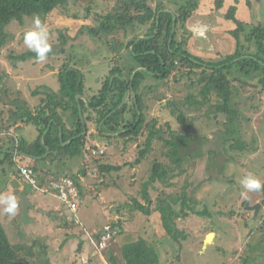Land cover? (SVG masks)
Segmentation results:
<instances>
[{
    "label": "rangeland",
    "instance_id": "rangeland-1",
    "mask_svg": "<svg viewBox=\"0 0 264 264\" xmlns=\"http://www.w3.org/2000/svg\"><path fill=\"white\" fill-rule=\"evenodd\" d=\"M69 1L64 8L55 10L47 17L40 18L49 32V43L52 45L50 52L60 51L59 37L63 33L64 38L60 40V42H65L62 46L64 51L62 54L47 55V59L43 62H37L36 58L30 59L19 64L17 68H13L9 59L10 56L29 51L23 43V35L33 27L34 18L25 19L22 26L17 22H12L5 29L7 38L5 45L0 48V131L3 134H10L9 129L11 126H9L7 120L9 119L10 123L12 119L16 120L14 117L12 118V113L16 112V105H21L24 99L30 101V97H39L33 95L38 88L58 90L59 83L55 79H57L64 66L78 70L83 75L84 81L92 87L95 85L96 88L92 90L97 91L98 83H100L99 88L101 89L111 66L124 65L128 58V50L120 48L118 43L124 39L122 33L115 34V37H108L109 34L103 32L95 34L88 32L87 28H96L98 25L93 21L94 15H104L106 8L104 1ZM250 1L253 3V8L250 10L245 9L244 12L240 11V14L237 10L238 19L247 24L253 22L252 25L263 22L264 0ZM256 1L258 4H256ZM209 3V6L214 8V0ZM226 5L229 6L230 3L227 1ZM204 6H200L201 12L199 11V13L207 16L206 14H210V11L207 9V4ZM86 9H88L87 12ZM75 15H80V17L75 19ZM220 15L223 14L217 12L213 15V21L211 19L206 21L210 25L200 24L195 28H192V26L198 21L196 17L188 20L186 28L189 35L193 34V29L196 30L194 37H192V45H189L191 53H193L195 46H203L208 49L209 55H218L217 58H213V61H221L232 55L231 51L235 50L234 40L229 29L227 32L223 29L226 22L232 24V29L235 26L232 22L225 21ZM82 16L87 19L82 18ZM255 16H257L258 21H254ZM219 29L224 32L220 31L218 35ZM179 34H181V31H179ZM124 41L126 44L128 42L127 38ZM112 45L114 47L111 48ZM199 55L207 54L199 52ZM127 63L129 64L128 61ZM181 72L163 82H157L149 78L141 88H144L143 99L147 107V111L144 113L146 115L145 124L157 123L156 128L163 129L166 128L167 124L174 134L189 136L190 144L188 148L180 150L181 157L187 154L189 158L183 164L181 163L182 175L172 179L169 178L168 183L156 181L147 185L155 162L169 164L167 157L162 156V154H166V148L163 147L164 143L154 141L146 158L140 164L132 167L131 164L136 160L138 151L142 150L141 146L146 138V130L143 128L136 139L119 137L122 132L112 135L114 138L99 144V146L103 145L102 148L105 150L103 158H100L101 156L95 157V163L91 160L90 166L93 171L97 170L94 174H90V178L85 183L86 185L83 186V189L91 194L84 195V197L80 195L82 205L79 209L81 208L82 213L71 214L73 221L76 225L81 222L84 223L85 227H89L82 220L81 214L87 215L86 210L93 208L96 213H90L94 216L92 226L97 229H101L106 223H111L117 214L126 218L128 220L126 222L132 224L136 234L134 233L130 238L124 236L121 238L119 246L122 249H124L126 243H134L142 239L147 247H154L152 250L155 254L165 255L164 252L171 249L173 244L180 243L182 244L180 251L183 249L181 256L185 253V258L189 264H264V206L260 205L263 196L256 191L243 189L240 183L250 173L262 185L264 184V100L262 93L260 95L262 89L260 80L263 78V74L247 75L238 69L232 71L231 76H233L236 89L230 107L238 112L235 128L239 132L241 140L248 146V150L244 152L234 151L230 148L232 144L230 141L225 145L226 151L222 152L218 149L220 146L216 145V149L214 145L220 143L223 139V133L229 127L226 126L227 119L222 114L217 115L218 118L215 119L212 110H209L206 105L196 107L185 103L188 96L198 97L199 95L198 85L193 86V83L196 82L197 74L200 71L191 76L185 75L188 70ZM238 80L241 82L240 84L237 83ZM151 87L154 89L151 90ZM40 98L43 97L40 96ZM171 104H175L177 108ZM57 111L59 114H56V116L61 120L62 117H67V113H69L59 109ZM179 114L184 116L185 122L183 125L176 121ZM125 119L129 120L130 118L127 116ZM95 126L93 125V129L88 127L87 131L92 129L94 136L99 137L96 139L102 140L103 136L100 132L96 134ZM32 134L26 135V137ZM203 140L208 143L203 145ZM207 148L216 149V154L203 161L201 159L193 161L189 157L193 154L199 155V149L206 152ZM1 153L0 171L3 168L7 173L10 164L4 161V156ZM205 156L206 154L203 157ZM70 159L78 161L77 157ZM67 162L68 159L61 161L64 164ZM104 165L120 169L101 173L99 171L100 167ZM170 167L173 168L174 166L170 165ZM3 185H6V177L0 174V187ZM95 191H97V194H101L102 199H96L93 196ZM185 196L196 202L191 207L192 209L199 212L205 211V215L198 216L195 215V211L184 209L188 216L176 220V228L179 231L176 232L175 240L168 239L167 235L164 236V234L161 236V230L159 231L160 234L155 232L154 229L156 228L153 229V226L156 225L159 228V222H161V205L175 199L176 203H173L172 211L180 213L182 211V198ZM148 200L150 205L147 204ZM255 201L260 206L256 216L253 210H247L248 206L253 207L256 205L254 204ZM137 202L150 209V217L141 218L143 213L136 209L135 203ZM2 215H4L3 211ZM146 220L148 221L146 222ZM5 229L9 232L8 228ZM114 229L118 231L117 226ZM209 230L216 232L215 238L214 235H208ZM10 236L11 234H9ZM41 245L37 244L36 248L40 250ZM150 247L149 249H151ZM109 249L108 246L100 254L108 262V256L114 255L115 258L110 264L126 263L122 250H116L117 248H115L114 254L108 251ZM70 252V255L69 253L61 254L62 261L60 259L59 264H102L98 255L93 254V249H90L89 263L80 258L79 253L76 254L75 250H70ZM168 256H170V253ZM46 257L48 258V264H51L50 256L40 253L34 254V258L37 260ZM166 258L161 257V260L163 259L165 264H172V262L166 261ZM158 261L159 264H162V261Z\"/></svg>",
    "mask_w": 264,
    "mask_h": 264
},
{
    "label": "trees",
    "instance_id": "trees-1",
    "mask_svg": "<svg viewBox=\"0 0 264 264\" xmlns=\"http://www.w3.org/2000/svg\"><path fill=\"white\" fill-rule=\"evenodd\" d=\"M102 1L106 4L104 15H94L93 21L98 23V25L96 28H87L88 32L90 34L103 32L109 34L108 37H115V34L122 33L123 38H127L128 42L125 44L123 39L122 42L118 43L120 48L128 50V58L125 64L127 61L129 64L111 66L99 93L88 100L86 106L81 102L80 107L83 113L84 124L88 123L96 126L101 124L100 134L112 136L123 132L119 137H131V139L138 138L144 128L146 130V138L141 146L142 150L138 151V156L131 166L140 164L146 158L152 149L154 141L163 142L166 154H162V156L167 157L169 164L155 162L152 166L151 176L148 179L147 185L153 184L156 181L168 183L169 178L172 179L173 177L182 175L181 166L189 158L187 154L181 157L180 150L188 148L190 139L187 135L174 134L170 131V127L167 124L165 129L156 128L157 123L145 124L146 115L144 113L147 111V107L143 99L144 88H141V86L149 78L157 82H163L168 81L171 79V76H175L176 73L183 70L184 72L188 70L185 74L186 76L196 75L195 73L200 71L197 74L196 82L193 83V86L198 85L199 95L198 97L188 96L185 103L196 107L208 106L209 110H212L215 119L220 114L225 116L227 119L226 126L229 127L224 131L223 139L220 143H215L216 149L217 146H220V148L218 147L219 150L222 152L226 151L225 145L231 141L230 148L234 151H247L248 146L241 140L240 134L235 128L238 112L230 107L233 93L236 89L233 76L231 75L235 69L247 75L263 74V78L260 80V85L262 86L260 95L264 90V21L258 22L255 25H252L253 22L247 24L238 19V14L236 15L237 10L240 14V11L244 12L245 9H252L253 3L250 0H214V8H212V6H209V2L212 3L213 0ZM227 1L230 3L229 6L226 5ZM69 2V0H0V48L5 45L7 38L5 29L10 23L17 22L22 26L25 19L36 16L39 18L47 17L55 10L64 8ZM206 4L208 5L207 9L210 11L208 15H212L211 21H213V15L224 10L221 17L225 21L232 22L235 26L230 31V34L236 44V50L231 56H227L224 60L217 63L194 57L187 50V41L191 35H189L186 28L188 20L199 14L200 6H206ZM256 4H258L257 1ZM88 9H86V12ZM79 17L80 15H75L74 18L78 19ZM255 20L258 21L257 16H255ZM179 31H181V34H179ZM62 38H64L63 33L59 37V43L61 44L60 51L49 52L47 55L54 53L62 54L64 52L62 46L65 42H60ZM112 47L114 46L112 45ZM35 58V52L29 50L22 54L10 56L9 59L11 60L12 67L17 68L19 64ZM139 68L144 69V71L135 73L131 79L134 71ZM57 78L59 83L58 94L48 88H40L42 90L38 88L33 93L35 96L41 94L45 96L41 100V104H44V106H39V110L35 112V115L26 111L20 115L12 113V118L25 119L24 123H31L37 127L39 136H43L49 119L55 118L59 109L71 113V116L74 117L75 123L73 130L69 131V138L77 137L84 130L82 122L79 119L77 102L75 100V97L82 95L84 90L83 75L75 68L64 66ZM237 83L240 84L241 82L238 80ZM150 89L154 88L151 87ZM131 91L134 92L135 98L130 96ZM125 94H127V101H125L121 109L116 111ZM171 105L175 106V104ZM175 108L177 107L175 106ZM90 109L96 115L95 118L90 117L92 115ZM47 114L49 115L48 117H46ZM173 115L175 114L173 113ZM127 116L130 118V121L125 119ZM7 121L11 127L16 124V121L13 119L11 123L9 119ZM176 121L183 125L185 122L183 114H179L176 117ZM58 129V126H52L44 137V143L50 149L49 157L51 156L61 162L64 159L78 158V156L84 155L85 165L81 166L79 175L85 177L88 174H94L95 172L90 164L91 160L94 162L96 159L95 156H92L91 149L85 147L86 136H80L74 139L68 146L62 147V144L65 143L68 137L62 135L63 139L60 142ZM207 143L203 140V145ZM31 147L37 150L35 152L38 156L44 154V149L40 146V139H37ZM216 149L207 148L206 152L199 149V155L193 154L189 155V157L193 161L199 159L201 161L207 160L216 154ZM15 150L29 154L35 153L29 150L25 142H21ZM204 153L206 154L205 157H203ZM103 156L101 155L100 158H103ZM170 165L174 166L175 170ZM119 169L118 167L113 168L104 165L100 167L99 171L107 173L111 170L118 171ZM259 193L263 196L261 205L264 206V191H259ZM173 203H176L175 199L172 202L161 205L160 216L167 238L175 240L174 237L176 232H178L175 229L176 220L186 218L188 214L185 213L184 209L192 211L191 207L196 202L190 198L188 199L186 196L182 198V211L180 213L172 211ZM147 204L150 205L149 200ZM135 206L144 215H150V209H147V207L140 205L138 202L135 203ZM196 215L203 216L205 215V211L197 212ZM182 237L184 238V236ZM41 246L42 248L39 250L35 246L26 249L21 245H12L0 222V264H48L47 257L42 260L34 258V248H36L38 253L46 255L45 246ZM122 253L126 262L125 264L158 263V255L152 249H149L142 239L138 242L126 243V246L122 249Z\"/></svg>",
    "mask_w": 264,
    "mask_h": 264
},
{
    "label": "crops",
    "instance_id": "crops-1",
    "mask_svg": "<svg viewBox=\"0 0 264 264\" xmlns=\"http://www.w3.org/2000/svg\"><path fill=\"white\" fill-rule=\"evenodd\" d=\"M223 11L221 12L222 14H223ZM202 15H204V14L199 13L196 16L192 17V18L196 17V20H198L197 22H195L193 24L192 28L193 27L195 28V26H199L200 24L210 25V23H208L206 21H209L212 15L211 16H209L208 14H206L207 16H205V15L202 16ZM205 17H207V18L202 19ZM227 23L228 22L225 23L226 26L223 30L225 32H227L228 29H229V31H232L234 29V28L232 29V24H230V23L227 24ZM223 30L219 29L218 35L220 34V31H223ZM195 33H196V30L193 29V34L190 35V37L188 38V41H187V50H188L189 54L192 56L194 55L195 57H198V58L206 60V61H212V63L213 62L214 63L220 62V60L219 61H217V60L213 61V58L214 57L217 58L218 55L217 54H216V56H213L211 54L209 55L208 49L203 47V46H195L193 53H191V51L189 49V45H192V43H191L193 41L192 37H194L193 35H195ZM233 46L235 47V50H236V44L234 42H233ZM235 50L234 51L232 50L231 54H233L235 52ZM199 52H204L207 55H199ZM55 80H57V82H58V78ZM83 83H84V90H83L82 95H80V96L84 97L86 99V101L84 98H83L84 99V101H83L82 98L75 97V98H78V100H76V99L75 100L77 102V106L79 105V107L81 106L80 105L81 102L84 103L86 106L88 100L95 97V95H97L99 93V91L101 90L99 88L100 83H98V82H97L98 83L97 87L99 88V90L97 88V91L92 90V89L96 88L95 85H93L94 87H92L86 81H83ZM50 90L52 92L57 93V94L59 93L58 92L59 88L57 91H53L52 89H50ZM130 95H131V93H130ZM38 96L39 97H35V98L30 97L29 98L30 101L29 100L25 101V99H24L23 103H26L27 105L26 104L24 105L22 102H21V105L23 107L20 104L16 105L15 106L16 112H14V113H18L20 115L21 113H25L27 111L31 114L34 113L33 115H35L36 114L35 112H37V110H39V106H41V107L44 106V104H41V100L44 99L45 96L42 94L38 95ZM40 96H42L43 98H40ZM38 101H40V102H38ZM125 101H127V99ZM77 110H78V108H77ZM90 112L92 113V115H90V117L95 118L96 115H94V112L91 109H90ZM57 114H59L58 111H57ZM78 115H79L80 121L82 122V126L85 129L84 134L82 133L79 136H87L86 141H85V147H88L89 149H91V148L95 149V147H97L99 150L105 151L102 148L103 145L99 146V144H102L100 142L110 140V139L114 138V136L105 134V135H102L103 136L102 140L96 139L99 137L94 136V133H92V131H93L92 129L94 128L93 124H88V123L84 124L83 116H82L83 113H82L81 107H80V112L78 111ZM43 116L45 117V115H43ZM48 116L49 115L47 114L46 117H48ZM24 120L25 119H22V118L20 120L17 117V119L15 120L16 124L13 125V127H11L9 129V132H10L9 135L3 134L2 132H0V153L2 152L1 154H3V156H4V161H7L8 164H10V169L7 170V173L4 171L5 169H3V168L0 171V174L3 177L4 176L6 177V185H3L2 187H0V195H12V194H14L17 198V201H18V212H17V215L15 217H10L8 214H6L4 212H3L4 215H2L3 206L0 205V222H1V224L5 230V233L9 239L10 243L14 246L21 245V246L25 247L26 249H29L31 246L36 247L37 244H42L43 246H45L46 255L50 256V258H49L50 262L56 263V264H59L60 259L62 261L61 254L62 253H69V255H70L71 254L70 250H75L76 254L79 253L80 258H82V259L85 258L87 260V263H89V261H90V249H93V254L95 253L96 255H98L102 264H110L111 261L114 260L115 256L114 255H111L110 257L108 256V258H109V262H108V260L100 254V251L95 250V248L92 245V241L96 242L99 239V236L102 233V228H104L106 225H110L113 227L117 226L118 230H119V234L117 235L118 237L113 238L109 242L108 246L110 247V249L108 251H111V253L115 254L116 250H122V247L120 248V246H119V244L121 243V238L123 236L130 238L132 235H134V233L136 234V232H134L132 224L126 222V221H128V220H126V218L120 217V215L117 214L114 217V219H112L111 223H106L105 225H103V227L101 229H97V228L92 226L93 222H94V216L91 215L90 213L95 212V211L93 208H91L89 210H86L87 215L81 214L82 220L86 224L89 225V227L86 226L89 229H87L84 226V223H81V222H80V224L76 225L75 222L73 221V216L71 215V213L68 210H66V207H64L59 200H57L55 197H52L50 194H46L44 192L37 191L36 189L32 188L28 183L18 179L16 176V167L19 165H23V166L26 165V166H30L36 170V173L39 176V181L41 183H44L45 181L50 180V179H57V178H62L64 176H69V177L73 178L75 184L78 183L77 188L79 187L78 188L79 193L81 191L80 195H82L84 197V195L91 194L89 192H86L83 189V186L86 185L85 183L88 181V178H90V174H88V176H85V177H83L82 175H79V172H81V166L85 165L84 164L85 163V156L84 155L80 156V157L78 156L77 162H76V160L72 161V159H68V162L66 164H64V163H61L59 160L52 158L51 156L49 157L50 149L44 143V137L49 132V129L52 126L53 127L58 126L59 127V129H58L59 135L58 136H59L60 142H62V139H63L62 135L63 136L65 135L68 137V139L65 141V143L62 144V147L68 146L72 142L73 139H76L78 137L77 136V137L69 138V135H70L69 131L73 130V126L75 123L74 117L71 116V113H67V117H62V120L58 119L57 116H56V118L49 119L48 124H47V128L44 131L43 136H39L40 134L37 130V127H35L31 123H24L23 122ZM86 127L87 128L93 127L91 129L92 131L91 130L86 131ZM95 128L97 131L96 134H99L101 124H99L98 126H95ZM31 133H33L31 136L26 137V135H30ZM108 136H110V137H108ZM93 137H95V138H93ZM37 139H40V146L44 149V154H42L40 156H38L36 154L35 151H37V150H35V148L33 149L31 147L34 145V143L36 142ZM97 140H99V141H97ZM21 142H25L27 144V146L29 147V150L30 151L32 150L35 153L29 154L26 152H19V151L15 150V148H17ZM4 144L6 145V147H4L5 146ZM86 150H88V149L86 148ZM85 155H86V153H85ZM5 156L10 157V158L6 159ZM79 166H80V168H79ZM96 170L97 169H95L94 172ZM90 181H92V180H90ZM93 196L96 199H102L101 194H99V193L97 194V191H95L93 193ZM256 201L254 202V204L257 203ZM248 209H249V206H248L247 210ZM192 211H195L196 213L199 212V211H196L195 209H192ZM80 212H81V208L78 210V214ZM140 213H142V212H140ZM196 213H195V215H196ZM78 214H77V216H78ZM142 215H141V218L147 217L146 215H143V216ZM150 215H149V217H150ZM179 219H181V218H179ZM147 221L148 220H146V222ZM160 221H161V216H160ZM176 223L177 222H175V224ZM5 228H8L9 232ZM154 228H156V229H154ZM153 229L157 233H159V231L161 230L160 231V232H162L161 236H163V234H164V236L166 235V233L162 227V222H159V228L156 227V225H154ZM175 229H177V228L175 227ZM177 230L179 231V229H177ZM9 234H11L10 237H9ZM208 235H211V236L214 235V238H215L216 232L214 230H209ZM12 239H14V240H12ZM115 248H117V249L114 250ZM150 248L153 249L154 247L152 248V246H151ZM181 248H182V244L181 245L180 244L178 245V243L173 244V247H171V249H168L167 251L164 252L165 255H163V254L158 255V260L162 261V264H165L163 259L161 260V257H167L166 261H170V262H172V264H177V262H179L178 264H189V263H187V259L185 258V253H183L181 256V252L183 251V249H182V251H180ZM35 253H38L36 248H34V250H33V255ZM169 253H170V256H168ZM175 257H176V259H175ZM179 257L181 258V260ZM175 260H177V261H175ZM158 264H159V261H158Z\"/></svg>",
    "mask_w": 264,
    "mask_h": 264
},
{
    "label": "built area",
    "instance_id": "built-area-1",
    "mask_svg": "<svg viewBox=\"0 0 264 264\" xmlns=\"http://www.w3.org/2000/svg\"><path fill=\"white\" fill-rule=\"evenodd\" d=\"M262 98L264 100V90L262 92ZM99 153L101 154L102 152ZM92 154L95 155L96 152L93 151ZM16 173L18 179L28 183L37 191L53 195L72 215H75L78 212L79 207L82 205L79 190L74 180L69 176L50 179L41 183L38 174L30 166L19 165L16 167ZM74 220L76 219L74 218ZM117 235L118 231H115L113 226L106 225L102 230L100 239L96 242L92 241V245L96 251L101 252L107 248L109 242ZM83 260L87 262L86 259Z\"/></svg>",
    "mask_w": 264,
    "mask_h": 264
},
{
    "label": "clouds",
    "instance_id": "clouds-1",
    "mask_svg": "<svg viewBox=\"0 0 264 264\" xmlns=\"http://www.w3.org/2000/svg\"><path fill=\"white\" fill-rule=\"evenodd\" d=\"M23 43L27 48L36 54L37 62H43L47 59V54L52 50V45L49 43V32L47 27L42 24L38 16L33 19V27L26 31L23 35ZM96 152L95 155L92 152ZM99 152H102L101 154ZM92 156H103L104 151L91 148ZM241 186L248 191H264V185L259 180L253 177L252 174H247L241 180ZM0 205L3 206V212L10 217H15L18 212V201L14 194L0 195Z\"/></svg>",
    "mask_w": 264,
    "mask_h": 264
},
{
    "label": "water",
    "instance_id": "water-1",
    "mask_svg": "<svg viewBox=\"0 0 264 264\" xmlns=\"http://www.w3.org/2000/svg\"><path fill=\"white\" fill-rule=\"evenodd\" d=\"M173 20H174V18H173ZM236 61H238V60H236ZM140 71H144V69L139 68V69H137L136 71H134V73L132 74L131 79L133 78V76L135 75V73L140 72ZM116 76H117V75H116ZM111 80H112V78H111ZM111 80H110V81H111ZM131 96H132V98H135V94H134V92H131ZM78 98H82V99H83V97H81V96H78ZM78 98H76V100H78ZM126 99H127V95L125 94L122 103L120 104V106L117 108L116 111H118L119 109H121V107L124 105ZM83 101H84V99H83ZM134 103H135V100H134ZM77 108H78V111L80 112V107H79V105L77 106ZM84 132H85V129L83 130V134H84ZM60 136H61V135H60ZM79 137H80V136H78L77 138H79ZM73 140H74V139H73ZM73 140H72V141H73ZM259 207H260V206H259L258 204H256V205H254L253 207H249V209L253 210V211H254V215L256 216Z\"/></svg>",
    "mask_w": 264,
    "mask_h": 264
},
{
    "label": "flooded vegetation",
    "instance_id": "flooded-vegetation-1",
    "mask_svg": "<svg viewBox=\"0 0 264 264\" xmlns=\"http://www.w3.org/2000/svg\"><path fill=\"white\" fill-rule=\"evenodd\" d=\"M87 131V130H86Z\"/></svg>",
    "mask_w": 264,
    "mask_h": 264
}]
</instances>
